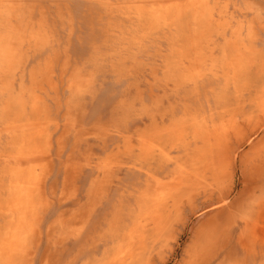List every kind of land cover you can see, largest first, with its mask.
Segmentation results:
<instances>
[{"label": "rangeland", "instance_id": "rangeland-1", "mask_svg": "<svg viewBox=\"0 0 264 264\" xmlns=\"http://www.w3.org/2000/svg\"><path fill=\"white\" fill-rule=\"evenodd\" d=\"M0 264H264V0H0Z\"/></svg>", "mask_w": 264, "mask_h": 264}]
</instances>
